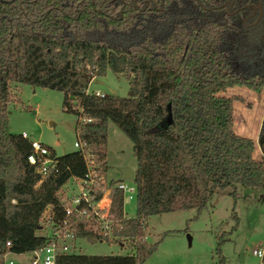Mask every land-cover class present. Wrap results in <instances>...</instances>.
<instances>
[{
	"label": "trees",
	"instance_id": "trees-1",
	"mask_svg": "<svg viewBox=\"0 0 264 264\" xmlns=\"http://www.w3.org/2000/svg\"><path fill=\"white\" fill-rule=\"evenodd\" d=\"M263 34L264 0H0V264L5 252L42 245L44 211L62 217L58 192L85 171L75 150L55 155L48 147L54 165L45 173L27 162L28 139L7 130L10 83L60 91L76 138L103 173L108 121L130 141L135 159L134 215L123 217L113 191L111 238L94 233L86 218H69L76 237L126 241L129 252H71L55 264H146L154 245L141 229L149 216L198 211L216 189L233 199L237 185L264 192V103L255 159L253 140L232 129L233 98L223 94L264 87ZM106 70L126 78L125 96L86 92ZM224 240L216 241L218 254Z\"/></svg>",
	"mask_w": 264,
	"mask_h": 264
},
{
	"label": "rangeland",
	"instance_id": "rangeland-1",
	"mask_svg": "<svg viewBox=\"0 0 264 264\" xmlns=\"http://www.w3.org/2000/svg\"><path fill=\"white\" fill-rule=\"evenodd\" d=\"M260 46L264 49V34ZM87 90L122 97L126 95L127 80L123 75L106 70L103 76L94 77L88 82ZM9 92L8 132L25 133L28 139L40 141L53 150L55 155L74 150L75 117L62 110L60 91L10 83ZM223 94L233 98V131L253 140L255 148L252 156L258 159L260 153L255 137L263 113L264 87L258 92L243 86L232 87ZM105 164L108 180L118 177L120 167H135L130 141L110 121L107 122ZM73 190L74 183L68 181L58 193L65 197ZM227 191L228 189H216L198 211L188 208L149 216L141 231L146 243L153 244L154 249L144 263L219 264L218 257L221 256L223 264H260V260L251 254V250L262 247L264 241V192L261 188L237 185L238 196L233 199ZM108 197L111 199V194L106 196ZM134 210L133 200L123 202L125 215L133 216ZM109 214L112 216L106 217L111 219L115 216V211ZM46 225V222H41L38 233L44 234ZM220 236L225 240L220 244L218 254L215 247ZM71 246L72 253L88 255H124L129 252L126 241L90 242L76 238L72 240ZM6 257L15 264H29L31 254L8 253Z\"/></svg>",
	"mask_w": 264,
	"mask_h": 264
},
{
	"label": "built area",
	"instance_id": "built-area-1",
	"mask_svg": "<svg viewBox=\"0 0 264 264\" xmlns=\"http://www.w3.org/2000/svg\"><path fill=\"white\" fill-rule=\"evenodd\" d=\"M95 95L102 96V93L92 92ZM79 121L88 123L93 119L85 116H79ZM22 137L27 138L25 133H21ZM28 139V138H27ZM30 152L26 156L27 162L34 166L40 172L45 173L54 165V158L51 150L40 141L28 139ZM74 150L80 155L85 171L80 178H71L74 183V190L69 192L65 197H60V204L63 215L55 219L53 213L44 211L42 221L46 222V231L43 234L44 242L41 246L29 251L31 258L29 264H55L59 255L71 253V242L78 238L74 234V227L70 223L69 218H86L91 224V230L98 235H106L111 232V226L117 222V218L113 216L111 219L106 215L113 213L110 208L109 194L117 191L121 195L123 212V202L133 200L135 186L132 180L123 179L110 183V179L106 178V174L102 172L93 151L89 145L78 138L73 142ZM54 154V153H53ZM100 193V197L95 199V195ZM106 201V203H103ZM123 217H129L122 213ZM112 216V215H110ZM8 245V242H6ZM2 256L1 264H15L6 255ZM251 254L258 258L261 262L264 256V248L259 247L251 250Z\"/></svg>",
	"mask_w": 264,
	"mask_h": 264
},
{
	"label": "water",
	"instance_id": "water-1",
	"mask_svg": "<svg viewBox=\"0 0 264 264\" xmlns=\"http://www.w3.org/2000/svg\"><path fill=\"white\" fill-rule=\"evenodd\" d=\"M123 179L132 180L133 179V169L129 167H120L119 175L116 178V181H121Z\"/></svg>",
	"mask_w": 264,
	"mask_h": 264
},
{
	"label": "crops",
	"instance_id": "crops-1",
	"mask_svg": "<svg viewBox=\"0 0 264 264\" xmlns=\"http://www.w3.org/2000/svg\"><path fill=\"white\" fill-rule=\"evenodd\" d=\"M86 92H88V93H92V92H99V93H102V92H100V91H88V90H87V87H86ZM68 181H70V182H71L72 180H71V179H69ZM68 181H67V182H68Z\"/></svg>",
	"mask_w": 264,
	"mask_h": 264
},
{
	"label": "flooded vegetation",
	"instance_id": "flooded-vegetation-1",
	"mask_svg": "<svg viewBox=\"0 0 264 264\" xmlns=\"http://www.w3.org/2000/svg\"><path fill=\"white\" fill-rule=\"evenodd\" d=\"M258 5H260V4L258 3Z\"/></svg>",
	"mask_w": 264,
	"mask_h": 264
}]
</instances>
